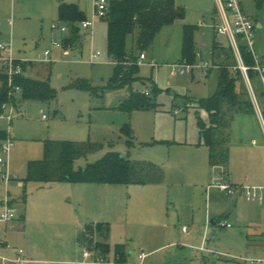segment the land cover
Segmentation results:
<instances>
[{
	"label": "rangeland",
	"instance_id": "374dc122",
	"mask_svg": "<svg viewBox=\"0 0 264 264\" xmlns=\"http://www.w3.org/2000/svg\"><path fill=\"white\" fill-rule=\"evenodd\" d=\"M238 1L253 22L254 52L264 65V6L258 9L254 0ZM4 2L0 43L11 44L13 58L32 61L35 75L48 77L54 91L48 101L23 100L17 95L13 104L20 103V111H15L10 121L0 120V128L11 139L9 180L2 178L5 167L0 165V201L10 198L18 209L17 219L8 224L10 244L21 248L34 264H80L87 244L79 237L87 224L99 222L108 229L100 237L93 235L92 240L107 244L110 259L115 257V245H123V264H264L244 260L264 259L263 249L256 247L254 252L249 245L260 239L257 233L263 231L264 206L238 193L227 195L215 186L221 182L264 186V89L254 74L250 86L242 72L241 76L237 71L234 74L237 91L248 94L254 112L232 115L228 163L223 168L205 166L199 173L190 155L191 150L206 152V147L198 145L197 117L208 124V115L194 100L214 94L220 64L228 65L231 72L237 64L228 36L214 33L213 26L220 21L216 1L174 0L185 10L183 18L161 26L142 51L132 46L129 36L127 48L137 60L141 53L145 58L138 64L140 79L119 89L108 87L115 65L107 52L105 18H95L92 30L75 23L79 43L67 49L62 45L71 34V25L59 19L58 2L79 3L84 18L90 20L93 0ZM184 24L197 26L195 64L209 63L206 73L197 67L187 74L171 73L172 63L180 61ZM52 40L59 45H53ZM213 41L218 45L215 50ZM45 50L50 54L47 62H42ZM97 52L95 61L90 62L91 54ZM0 55L9 53L1 51ZM30 71L26 75H34ZM153 85L158 88L153 96L155 107L121 108L131 89L143 92ZM124 125L128 134L121 132ZM46 140L101 145L99 150L76 158L74 168L115 151L132 161L160 166L163 181L119 184L28 179L27 163L43 158ZM5 155L0 146V157ZM221 171L229 179L221 177ZM86 198L112 200L108 205H96ZM211 219L215 223H210ZM221 221L230 227L221 226ZM169 227H173L175 240L166 235ZM169 241L175 242L165 245ZM140 252L146 255L141 262Z\"/></svg>",
	"mask_w": 264,
	"mask_h": 264
},
{
	"label": "trees",
	"instance_id": "16d2710c",
	"mask_svg": "<svg viewBox=\"0 0 264 264\" xmlns=\"http://www.w3.org/2000/svg\"><path fill=\"white\" fill-rule=\"evenodd\" d=\"M256 8L264 6V0H254ZM185 10L175 5L174 0H109L106 15L107 22L106 46L109 56L114 62V74L108 82L111 89H119L140 79L137 76L138 62L132 50L127 48V38L132 36V46L140 51L147 48L159 28L173 24L183 18ZM58 17L71 25V34L62 40L64 48L78 43L77 27L74 25L84 20V15L75 4L60 3ZM196 25L182 26V45L180 61L193 64L197 57V48L194 43ZM214 50L218 47L213 41ZM239 50L243 63L249 67L247 73L254 74L257 80L258 73L251 68L254 64L252 55L245 44L240 42ZM24 69V65H23ZM230 71L228 65H219L217 87L213 95L207 98L194 100L198 107L205 109L208 115V124L198 118V144L207 146L210 166H225L229 160V127L234 113L254 112L253 104L247 93L237 91L235 86V72L241 76L236 66ZM0 111L2 103L8 102L6 79L0 72ZM15 83L21 87V99L48 101L54 96L48 79L40 80L26 77L23 74L16 76ZM261 84V82H260ZM143 92L130 90L129 97L121 103L125 110H146L155 107L154 93L158 91L152 86ZM197 113V112H196ZM121 132L128 134V127L124 125ZM7 137L5 130L0 128V140ZM101 148L99 143L89 141L46 140L44 141V156L42 159L30 160L27 163V178L44 182L72 181L81 183H119V184H157L164 178L160 166L147 161H132L126 155L115 151H108L94 162L84 167L74 168V160L85 157ZM102 223L87 224L85 232L79 237L86 241L87 247L100 254L108 253V246L98 239L92 240L93 235L102 236L107 231ZM102 230V231H101ZM94 232V233H93ZM123 245L116 244L114 254L119 256V263H123Z\"/></svg>",
	"mask_w": 264,
	"mask_h": 264
},
{
	"label": "built area",
	"instance_id": "2783aa9c",
	"mask_svg": "<svg viewBox=\"0 0 264 264\" xmlns=\"http://www.w3.org/2000/svg\"><path fill=\"white\" fill-rule=\"evenodd\" d=\"M217 5V11L219 15V23L214 26V31L216 34L227 35L234 57L237 60V68L240 69L245 77V80L250 86V79L248 77V69L241 58L239 45L240 42L245 44L247 50L252 55L254 64L251 66L253 70L258 73L261 85L264 89V65L258 60L257 55L254 52V38H253V22L251 19L245 15L241 3L238 0H215ZM109 0H93L94 11L90 20L84 19L80 21L82 28H92L94 19L97 17H104L108 9ZM232 16L233 22L231 24L230 17ZM54 27V26H53ZM65 31V28H61ZM53 45H59L57 41L52 40ZM7 51L8 56L3 57L0 55V60L2 61V72L6 79L7 96L8 102L2 103L0 111V120L6 119L10 121L12 119V114L17 111L16 105L13 104V98L17 97L21 93V87L15 83L16 76L23 73V62L19 59H15L11 56V44L0 43V52ZM50 52L45 50L43 52V60H46ZM99 55V52L92 53L90 60L94 62L95 58ZM198 55V54H197ZM145 58L144 54H139L138 64ZM171 73L172 74H187L190 69L194 67L202 68L204 73H206L211 65L207 62L203 64H189L186 61H175L172 63ZM146 94L147 90L144 91ZM43 117H45L43 115ZM11 145V139L7 134V137L3 139L1 143V149L6 154L4 158L0 157V165L5 167V172L2 178L6 181L10 179L8 170V152ZM1 172V169H0ZM219 190L225 192L227 195H234L236 193L242 194L248 201H256L262 206H264V186L260 185H247V184H231L221 182L215 185ZM18 217V209L15 203L10 198H4L0 201V264H34L36 261L32 259H27L23 256V250L16 246L10 244V242L3 235L5 228L14 219ZM221 226L230 227L229 223L224 221L220 222ZM7 252H12V255L7 254ZM145 254L140 252L138 254V259L141 262L145 258ZM246 261H257L249 258ZM80 264H123L119 263V256L115 255L114 259H110L107 254H100L95 250L88 247L82 252V260Z\"/></svg>",
	"mask_w": 264,
	"mask_h": 264
},
{
	"label": "crops",
	"instance_id": "0c3cea01",
	"mask_svg": "<svg viewBox=\"0 0 264 264\" xmlns=\"http://www.w3.org/2000/svg\"><path fill=\"white\" fill-rule=\"evenodd\" d=\"M62 3H67V4H75V5H77V7L79 8V10H81V7H80V4L78 3V4H76V3H72V2H62ZM59 5H60V3L58 2V4H57V11H58V7H59ZM243 9V8H242ZM6 11V3L4 2V0H0V20L3 18V16H4V12ZM82 11V10H81ZM6 20V19H5ZM2 21V20H1ZM1 21H0V29H3L4 30V28L2 27V25H1ZM219 23V22H218ZM218 23H216V24H214V26L215 25H217ZM258 26H260V24L258 23L257 24ZM213 26V27H214ZM85 29H89V28H85ZM91 30H92V28H91ZM215 33V32H214ZM216 34V33H215ZM1 35H3V33L0 31V36ZM78 43H79V41H78ZM73 46H75V45H73ZM68 48H71V47H68ZM65 49H67V48H65ZM197 54H198V52H197ZM95 61V60H94ZM42 62H47V60H42ZM91 62V61H90ZM93 63V62H92ZM23 64H24V69H23V75L24 76H26V77H30V78H33V79H40V80H45V79H48V77L47 78H45L46 76L45 75H43V77H40V75H42V73L41 74H39V75H35V73H36V70H34L35 68H34V63L32 62V61H24L23 62ZM30 68V73H33L34 75H30V76H28V75H26V71L28 70ZM194 68H196V67H194ZM194 68H192V69H190V70H193ZM198 68V67H197ZM209 71V70H208ZM38 74V73H37ZM0 82H1V80H0ZM19 96H20V98L19 99H21V93L19 94ZM16 109H17V112H18V110L20 111V103L19 104H17L16 103ZM253 143H255V141L253 140L252 141ZM198 145H202V144H198ZM204 147H206V152H204V154H203V152L201 151V150H191L190 151V155L192 156V164L194 165V167H195V172H199V173H201L202 171H204V169H205V166L206 167H209L210 169H213V168H223L224 166H210L209 165V161H208V148H207V146H205V145H203ZM199 147V146H198ZM125 155V154H124ZM222 172H224V173H222ZM221 174H223L221 177H223V178H227V179H229V175L228 174H226L225 173V171H221ZM234 184H236V183H234ZM260 186H262V185H260ZM87 187V186H86ZM147 189V191H151V188H146ZM238 194H240V193H238ZM236 195V194H235ZM240 195H242V194H240ZM87 200H89L88 202L89 203H91V204H96V205H98V204H107L108 205V203H110L111 201L110 200H112V198H103V199H101V198H86ZM258 203V202H257ZM259 205H261V204H259ZM152 210V209H151ZM22 217L23 216H21L20 218L22 219ZM205 222H206V225H207V220L205 219ZM210 223H215V222H213V220L211 219L210 220ZM11 225V224H10ZM10 225H8L6 228H5V231H4V233H3V235L6 237L7 236V231H8V227H10ZM171 228H173V227H169V228H167V230H166V235L168 236V238H172V240H175V239H173L174 238V231H173V229H171ZM174 229H176V228H174ZM263 229V231L261 230V232H258L257 233V236H259V240H253L252 242H250V244L249 245H251L252 246V250L255 252V251H257V250H255L256 249V247H260L261 249H263L264 250V227L262 228ZM180 238H181V236H180ZM6 239H7V237H6ZM8 240V239H7ZM251 241V240H250ZM175 241H169L168 243H166L165 245H169V244H173ZM165 245H163V246H165ZM262 250V251H263ZM7 254H9V255H12V252H7ZM24 256V255H23ZM25 258H27V259H31L30 257H27V256H25ZM261 260L260 262H257V261H253V262H257V263H262V262H264V259H262V258H256V259H252V260ZM245 260V259H244ZM246 261V260H245ZM246 262H248V261H246ZM250 262V261H249ZM250 263H252V262H250Z\"/></svg>",
	"mask_w": 264,
	"mask_h": 264
},
{
	"label": "water",
	"instance_id": "95a60500",
	"mask_svg": "<svg viewBox=\"0 0 264 264\" xmlns=\"http://www.w3.org/2000/svg\"><path fill=\"white\" fill-rule=\"evenodd\" d=\"M123 155V154H122Z\"/></svg>",
	"mask_w": 264,
	"mask_h": 264
}]
</instances>
